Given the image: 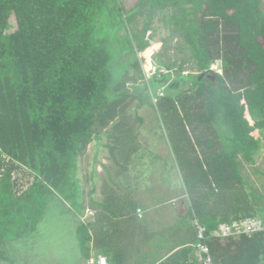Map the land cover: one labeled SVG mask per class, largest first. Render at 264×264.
Segmentation results:
<instances>
[{"label":"trees","instance_id":"16d2710c","mask_svg":"<svg viewBox=\"0 0 264 264\" xmlns=\"http://www.w3.org/2000/svg\"><path fill=\"white\" fill-rule=\"evenodd\" d=\"M148 4L150 14L172 8L166 21L196 68L186 74L187 88L178 87L184 58L169 84L176 90L156 92L170 78L164 72L147 78L143 52L152 36L133 44L128 66L134 75L115 65L98 24L105 14L121 13L118 0H0V245L32 232L47 197L56 193L80 216L93 211L77 226L83 264L98 255L109 264H205L201 243L211 264H264V228L215 235L221 223L247 217L264 223V196L242 172L262 148L254 132L264 131L263 0ZM135 98L138 107L149 103L156 109L181 177L174 196L184 195L183 210L172 206L174 221L157 228L148 213L138 215L140 204L128 183L122 191L114 179L138 151L127 112ZM109 126L115 167L96 199L95 185L88 191L80 185L77 164ZM0 258L12 262L1 252Z\"/></svg>","mask_w":264,"mask_h":264},{"label":"rangeland","instance_id":"374dc122","mask_svg":"<svg viewBox=\"0 0 264 264\" xmlns=\"http://www.w3.org/2000/svg\"><path fill=\"white\" fill-rule=\"evenodd\" d=\"M118 1L122 6L121 13L105 14L98 24V33L108 38L113 59H116L115 65L127 66L128 75H134L135 68L128 66L136 53L133 44L138 43L140 39L152 36V44L143 52L145 60L143 68L147 78L149 76L150 79L153 75L158 77L159 72L169 74L170 78L168 85L157 86L156 92H164L165 87L176 90L177 87L171 88L169 84L172 86L176 80L175 69L184 58L186 62L181 74L184 79L178 87L187 88L186 74L196 72V68L188 58L187 50L182 48L184 44L182 38L177 31H173L174 24L166 21L165 17L171 14L172 8L151 9L153 13L150 14V8L145 9L149 6V0ZM10 26V30L14 28L13 19ZM164 64H170L171 68L164 67ZM212 68L221 71L218 63H214ZM138 84L139 87L143 85L142 82ZM128 85L132 88L131 81ZM137 105L138 99H132L127 112L131 115L133 131L137 132L138 151L130 158L125 174L114 179L122 185V191H126L125 185L128 183L133 199L140 204L141 215L148 213L151 227L157 228L174 221L175 211L172 206L179 211L183 210L181 198L184 195L174 196L177 186H182L177 166L178 160L170 147L167 133L156 109L149 103L141 107ZM137 115L141 120L136 119ZM110 130L109 126L103 130L99 138L88 145L85 154L79 158L77 164L76 176L80 185L85 191L95 185L96 189L92 196L96 198L102 196L101 184L110 172L112 174L110 169L115 167L109 156L108 145L114 144L107 135ZM254 134L260 137L262 148L255 155V163L246 165L242 172L252 185L258 187L257 193L264 196V131H255ZM105 168L109 169L108 173ZM180 192L183 193V191ZM145 206L149 208L146 209ZM92 214V210L86 209L80 216L60 195L56 193L49 195L45 201L42 218L36 228L22 238L0 245V252L12 260L9 262L0 258V264L83 263L77 226L80 219H89Z\"/></svg>","mask_w":264,"mask_h":264},{"label":"built area","instance_id":"2783aa9c","mask_svg":"<svg viewBox=\"0 0 264 264\" xmlns=\"http://www.w3.org/2000/svg\"><path fill=\"white\" fill-rule=\"evenodd\" d=\"M138 215H141V209H137ZM198 227V236L203 238L204 236V227L197 225ZM264 228V223L260 218L257 217H247L240 220H234L230 223H221L216 231L215 235L220 238L229 237L232 235L247 234L250 235L255 231L261 230ZM200 252L206 254L205 264H211V257L209 256L208 246L204 243L198 245ZM199 253V252H198ZM89 264H109L105 256L98 255L96 259L91 258Z\"/></svg>","mask_w":264,"mask_h":264},{"label":"crops","instance_id":"0c3cea01","mask_svg":"<svg viewBox=\"0 0 264 264\" xmlns=\"http://www.w3.org/2000/svg\"><path fill=\"white\" fill-rule=\"evenodd\" d=\"M100 197H101V196H100ZM100 197H99V198H100ZM94 198H96V197H94ZM99 198H96V199H99ZM81 264H83V263H81Z\"/></svg>","mask_w":264,"mask_h":264}]
</instances>
